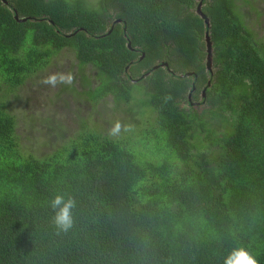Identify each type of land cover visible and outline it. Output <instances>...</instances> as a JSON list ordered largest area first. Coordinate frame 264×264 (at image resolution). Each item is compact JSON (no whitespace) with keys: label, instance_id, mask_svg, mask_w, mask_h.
Instances as JSON below:
<instances>
[{"label":"trees","instance_id":"obj_1","mask_svg":"<svg viewBox=\"0 0 264 264\" xmlns=\"http://www.w3.org/2000/svg\"><path fill=\"white\" fill-rule=\"evenodd\" d=\"M203 3L209 30L197 0H0V264H224L239 247L264 264V38L236 0ZM65 49L101 82L85 76L82 96H112L147 120L113 136L80 117L63 149L40 157L22 147L10 103ZM158 61L173 73L153 71ZM142 68L138 105L126 72ZM194 88L206 93L200 112L183 106ZM58 193L76 201L67 232L52 220Z\"/></svg>","mask_w":264,"mask_h":264},{"label":"rangeland","instance_id":"obj_2","mask_svg":"<svg viewBox=\"0 0 264 264\" xmlns=\"http://www.w3.org/2000/svg\"><path fill=\"white\" fill-rule=\"evenodd\" d=\"M246 1H249L250 4L245 3V0H236V6L241 7L240 11L244 15L243 20L247 27L258 32L257 35L260 38H264V0ZM82 2L87 8L98 9L100 0H82ZM251 5L255 9H252ZM79 65L75 53L71 49H65L54 57L48 68L30 77L12 97L10 106L13 105L17 119L22 121L18 127L22 137V147L28 148L27 150L37 156L42 157L53 153L59 147L64 135L65 138H68L69 133L72 135L77 132L79 120L83 122L79 119L80 117L89 124L96 122L97 129L105 135H111L110 129L113 124L120 121L122 127L118 136H125L128 133V135L135 134L136 122L139 120V124H143V121L147 120V117L140 114L141 111L129 113L128 108L130 109L131 105L118 102L112 96L102 99L98 103H92L89 100V98H93V94L82 96V93L87 92L86 84H83L82 79L85 80V76H91L93 80L97 71L92 65H87L83 70ZM57 71L73 73L74 80L71 85L74 87V82L77 83L74 88L78 94L70 90L71 85L59 84L56 87H51L42 83L47 75ZM94 83L96 87L100 86L98 82L94 81ZM67 86L70 88L67 89ZM145 87V81L133 86V91L137 94L138 105L145 104V97H143ZM207 108H211L209 103ZM125 126L129 130L125 131ZM90 127L92 126L90 125ZM63 147H59L58 150H62Z\"/></svg>","mask_w":264,"mask_h":264},{"label":"clouds","instance_id":"obj_3","mask_svg":"<svg viewBox=\"0 0 264 264\" xmlns=\"http://www.w3.org/2000/svg\"><path fill=\"white\" fill-rule=\"evenodd\" d=\"M74 80L71 71L63 72L57 71L47 75L42 83L51 87H56L59 84L71 85ZM121 122L116 121L110 129V134L116 136L121 131ZM129 130L125 126V131ZM49 206L52 209L53 224L59 231L67 232L74 224L73 209L76 207L75 198L71 195L65 196L64 194H56L50 201ZM224 264H259V261L253 256L246 248L239 247L233 249L225 258Z\"/></svg>","mask_w":264,"mask_h":264},{"label":"flooded vegetation","instance_id":"obj_4","mask_svg":"<svg viewBox=\"0 0 264 264\" xmlns=\"http://www.w3.org/2000/svg\"><path fill=\"white\" fill-rule=\"evenodd\" d=\"M198 2H201L200 0H197ZM207 2H209V0H206V3ZM210 3V2H209ZM205 6H206V4L205 3H203V9L205 8ZM131 51H133V52H137V54H138V59H137V61L138 62H142L143 61V59H144V57H146V54L144 53V52H142V48H135V49H133L132 48V50ZM143 56V59L141 60V57ZM161 62H157V63H155L153 66H152V68L153 67H155L156 65H158V64H160ZM79 67L81 68V70H83L84 68H86L87 67V65L86 66H84V67H82V66H80L79 65ZM127 76H128V79L131 81V83L132 84H140V83H142L143 81H145V79L146 78H148L149 77V74H151V72H149L148 70H146V69H144V68H142V70L139 72V74L136 76V77H134L132 74H130L129 73V71H128V69H127ZM148 74V75H147ZM94 78H93V80L95 81V82H98L100 85H101V82L99 81V78L97 77V73H95L94 74ZM92 80V82L94 83V81ZM82 81H83V84H85L86 82H87V80L85 81V80H83L82 79ZM77 85V83L76 82H74V87ZM70 86V85H69ZM69 86H67V88L69 87ZM72 86V85H71ZM73 87V86H72ZM93 88H95V85H94V87ZM203 92H205V90L203 89L202 91H195V89H194V91H189V95H188V99H190L189 100V102H190V106H187V104H186V102H183V106L185 107V108H187V107H189V108H194L196 111H202L204 108H205V104H204V102L203 101H201V97L203 98ZM189 96H190V98H189ZM195 96V97H194ZM205 96H206V93H205Z\"/></svg>","mask_w":264,"mask_h":264},{"label":"water","instance_id":"obj_5","mask_svg":"<svg viewBox=\"0 0 264 264\" xmlns=\"http://www.w3.org/2000/svg\"><path fill=\"white\" fill-rule=\"evenodd\" d=\"M201 2H199V5L196 9V14L204 20L208 30L211 29V22H210V18L203 12V2L205 0H200ZM15 20L19 23H25L28 19L27 18H20L19 15L16 13L15 15ZM116 23H120V20L115 21ZM111 33V31L109 32ZM205 41V46H206V70L210 73L213 72V57H214V44L212 41V37L210 36V33L207 32L204 38ZM127 48L129 50H132V46L131 43H127ZM143 59V56L141 57V60ZM160 67H166L169 71V73H173V71L168 67L167 63H160L158 65H156L155 67L152 68L153 71L158 70ZM148 75V74H147ZM192 74L191 73H187V74H181L180 78H187L190 77ZM195 89V88H194ZM203 97H205V92H203ZM190 98V96H189Z\"/></svg>","mask_w":264,"mask_h":264}]
</instances>
